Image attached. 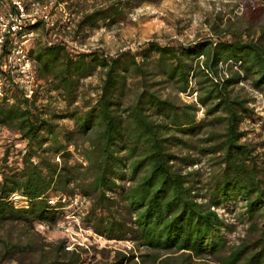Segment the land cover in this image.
Masks as SVG:
<instances>
[{"label":"trees","instance_id":"trees-1","mask_svg":"<svg viewBox=\"0 0 264 264\" xmlns=\"http://www.w3.org/2000/svg\"><path fill=\"white\" fill-rule=\"evenodd\" d=\"M111 14V8L95 10L84 15L77 26H95ZM30 27L39 30L29 54L37 80L50 85L47 91H56L70 102L79 80L96 70L101 71L102 78L91 105L58 116L72 120V129L63 134L64 143H55L57 134L36 104L41 82L31 98L6 82L0 97V128L13 131L24 144L13 167L3 154L0 222L30 226L34 222L54 223L64 208L59 202L49 204L47 200L73 194L68 188L73 183L79 195L91 198L85 219L91 217L94 231L120 239L123 230L114 233L120 229L119 224L102 216L112 200L106 193L118 188L127 213L133 217L136 238L155 253L174 250L181 256H198L220 246L221 238L213 231L221 221L209 207L234 195L244 201L249 216H261L264 228V180L253 148L241 141L243 132L239 129V123L244 117L250 118L252 111L230 93V87L240 79H248L264 100V44L235 39H200L187 44L149 40L133 51L109 56L100 50L73 52L60 40L47 43L44 37L49 31L40 22ZM260 37L264 38V28ZM4 51L3 47L0 61ZM227 61L237 71L217 78L218 64ZM147 76L171 83L180 93L193 88L204 116L222 125L221 131L205 133L211 144L204 151L218 153L220 165L206 203L196 201L185 175L174 168V155L168 150L171 139H175L168 136L170 130L181 136L196 135L202 120H195L194 104L176 106L161 98L147 83ZM133 86L131 103L119 108ZM74 136L84 137L86 142L78 152L80 162L67 165L64 159L58 164L47 156L69 157L67 146L71 141L76 146ZM126 166L132 183L122 187L116 181L124 179ZM19 199L24 200V206L16 205ZM63 246L62 241L59 251L67 253ZM71 253L38 264H82ZM245 253V245L235 246L226 255L217 256L213 264H264V246L248 256ZM152 258L155 260L154 253ZM157 264H168L167 259Z\"/></svg>","mask_w":264,"mask_h":264},{"label":"rangeland","instance_id":"rangeland-1","mask_svg":"<svg viewBox=\"0 0 264 264\" xmlns=\"http://www.w3.org/2000/svg\"><path fill=\"white\" fill-rule=\"evenodd\" d=\"M45 2L47 0H35ZM51 12L59 18L62 14H71L70 29L60 34L67 48L73 52L100 50L112 56L123 50L133 51L145 42L152 40L160 44H187L200 39L242 40L264 44L260 32L264 28V3L257 0H53ZM60 5H57V4ZM60 8V9H59ZM111 8L112 14L107 20H99L95 26H77L78 21L95 10ZM39 30H37L38 32ZM202 59V58H200ZM237 71L230 62H221L217 66V78L224 73ZM102 73L96 70L92 75L78 82L73 101L67 102L56 91L46 89L49 84L41 82L38 86L36 104L45 112L44 118L53 126L57 134L56 142L64 143L63 134L72 129V120L60 114L72 108L84 109L91 105L97 96ZM151 89L161 98L170 100L174 105L194 104L195 120H202V127L196 135L181 136L179 132L170 130L173 136L168 145L173 155V166L185 175L186 184L191 186V193L196 201L206 203L211 194L215 175L219 172L218 153H206L210 141L208 130H222V125L211 123V116H204V108L196 102L193 88L186 93L177 92L174 85L158 81V78L146 77ZM193 85V83H191ZM231 95L249 107L250 118L244 117L239 123L243 132L241 141L253 148L257 164L261 169L260 178L264 180V100L261 93L254 89L248 79H240L230 87ZM135 87H131L121 99L119 108L131 103ZM182 140V142L179 141ZM67 146L69 157L60 155L47 156L54 162L66 164L80 162L79 151L85 146V138L74 136ZM23 142L13 131L0 128V168L3 154L7 164L12 167L18 160L19 150ZM182 158H185L184 161ZM2 164V165H1ZM125 177L116 181L119 186L126 187L129 180L128 168H124ZM68 188L78 197L77 211L79 222L76 223L70 207H65L54 223L34 222L31 226L20 222H0V264H38L53 257L76 255L82 264H157L167 259L168 264H213L217 256L226 255L232 248L245 245V256L258 251L264 246V228L261 216L246 213L244 201L234 195L221 199L217 205L210 206L221 223L216 232L221 238V245L198 256L179 255L180 251H158L140 244L134 233L132 215L127 213L126 206L120 198L118 188L106 194L112 199L109 210L102 214L104 220L111 219L118 223L120 229L114 233L123 235L120 239L107 238L94 231L91 217L87 211L91 203L90 197L78 194L73 183ZM16 205L24 206V200H17ZM108 213V214H107ZM108 216H107V215ZM63 241V251L58 246ZM154 253L155 260L152 258Z\"/></svg>","mask_w":264,"mask_h":264},{"label":"built area","instance_id":"built-area-1","mask_svg":"<svg viewBox=\"0 0 264 264\" xmlns=\"http://www.w3.org/2000/svg\"><path fill=\"white\" fill-rule=\"evenodd\" d=\"M53 0L38 2L35 0H0V52L5 51L0 61V97L6 82L15 85L25 98H31L39 81L29 49L38 35L37 29L30 26L40 22L49 33L44 37L47 43L62 41L60 34L70 29L71 14H62L59 18L51 12ZM57 5H60L59 3ZM60 9V8H59ZM78 197L60 194L51 197L47 203L59 202L63 208L72 209L73 218L79 222L77 211Z\"/></svg>","mask_w":264,"mask_h":264}]
</instances>
